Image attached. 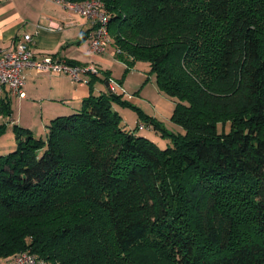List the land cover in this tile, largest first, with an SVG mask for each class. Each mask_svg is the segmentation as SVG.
Returning a JSON list of instances; mask_svg holds the SVG:
<instances>
[{"label": "trees", "instance_id": "16d2710c", "mask_svg": "<svg viewBox=\"0 0 264 264\" xmlns=\"http://www.w3.org/2000/svg\"><path fill=\"white\" fill-rule=\"evenodd\" d=\"M99 1L116 58L125 71L149 65L182 134L141 112L169 145L127 130L113 110L122 96L92 94L95 75L44 139L14 126L0 156V261L264 264V0Z\"/></svg>", "mask_w": 264, "mask_h": 264}, {"label": "crops", "instance_id": "0c3cea01", "mask_svg": "<svg viewBox=\"0 0 264 264\" xmlns=\"http://www.w3.org/2000/svg\"><path fill=\"white\" fill-rule=\"evenodd\" d=\"M49 24L55 29L47 31ZM91 29L87 19L51 2L0 0V51L14 48L25 34H29L32 36L30 47L34 60L50 57L54 61L63 60L79 66L92 65L98 70V77L107 72L112 78L111 69L118 61L116 48L111 43L104 53H91L88 43ZM22 76L24 98L12 97L5 89L0 94V100L7 102L10 109L9 115L0 114V128L4 129L0 135V156L16 146L12 132L14 126L37 134L41 129L39 125L46 126L57 117L76 112L82 100L89 95L87 84L73 83L64 75L24 69Z\"/></svg>", "mask_w": 264, "mask_h": 264}, {"label": "built area", "instance_id": "2783aa9c", "mask_svg": "<svg viewBox=\"0 0 264 264\" xmlns=\"http://www.w3.org/2000/svg\"><path fill=\"white\" fill-rule=\"evenodd\" d=\"M54 3L63 10H68L79 14L87 19L92 29L88 36L89 49L91 53L99 55L105 52L110 45L108 34L109 18L105 12L104 5L99 0H86L80 3L69 2L68 0H44ZM55 29L51 24L46 27L47 31ZM32 36L25 34L23 39L16 43L14 48L2 52L0 51V94L7 90L10 96L22 99L24 69H31L37 73H51L53 75L67 76L72 82L78 84H87L89 75L98 76L99 72L95 66H79L69 64L66 61H54L46 57L41 61L33 59L31 50ZM108 89L116 94V84L111 78L107 81ZM123 98L129 96L122 91ZM0 264H47L44 260L35 257L29 252L18 253L6 260L0 261Z\"/></svg>", "mask_w": 264, "mask_h": 264}, {"label": "rangeland", "instance_id": "374dc122", "mask_svg": "<svg viewBox=\"0 0 264 264\" xmlns=\"http://www.w3.org/2000/svg\"><path fill=\"white\" fill-rule=\"evenodd\" d=\"M115 62L116 64L111 69V79L116 84V94L120 95L124 91L129 96V98L122 97L125 104L113 105V110L120 116L121 124L137 136L149 139L161 149L165 148L169 145V140L161 137L160 132L145 126L139 117V113L141 112L144 116L153 119L161 129L168 133L182 134L181 128L171 121L174 110L173 101L158 91L155 76L150 73L147 63L138 62L132 69L125 71V66L117 65L120 63ZM100 79L103 78L100 77ZM101 80L92 83V94L108 93V89ZM87 87L89 89V86ZM39 126L41 129L37 131V134L31 133L35 138L44 139L46 126Z\"/></svg>", "mask_w": 264, "mask_h": 264}, {"label": "water", "instance_id": "95a60500", "mask_svg": "<svg viewBox=\"0 0 264 264\" xmlns=\"http://www.w3.org/2000/svg\"><path fill=\"white\" fill-rule=\"evenodd\" d=\"M106 87L108 86V82H105V84H104Z\"/></svg>", "mask_w": 264, "mask_h": 264}]
</instances>
